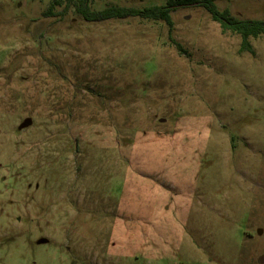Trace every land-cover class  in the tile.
Returning <instances> with one entry per match:
<instances>
[{
  "label": "rangeland",
  "instance_id": "374dc122",
  "mask_svg": "<svg viewBox=\"0 0 264 264\" xmlns=\"http://www.w3.org/2000/svg\"><path fill=\"white\" fill-rule=\"evenodd\" d=\"M52 1L0 0V264H264V36Z\"/></svg>",
  "mask_w": 264,
  "mask_h": 264
},
{
  "label": "trees",
  "instance_id": "16d2710c",
  "mask_svg": "<svg viewBox=\"0 0 264 264\" xmlns=\"http://www.w3.org/2000/svg\"><path fill=\"white\" fill-rule=\"evenodd\" d=\"M93 0H53L45 14L56 16L65 15L70 9L83 18L86 22L96 23L111 19H128L139 17L146 20L163 21L172 31L174 21L172 13L180 6H199L204 8L218 22L223 32H231L241 37L240 52L255 54L251 38L264 36V19L239 18L229 8L220 9L216 0H167L166 4L151 5L144 8L119 6L109 4L102 9L92 7ZM64 5L62 11H56L57 6ZM182 50L180 44L176 43Z\"/></svg>",
  "mask_w": 264,
  "mask_h": 264
},
{
  "label": "water",
  "instance_id": "95a60500",
  "mask_svg": "<svg viewBox=\"0 0 264 264\" xmlns=\"http://www.w3.org/2000/svg\"><path fill=\"white\" fill-rule=\"evenodd\" d=\"M264 261V256L260 257V262L262 263Z\"/></svg>",
  "mask_w": 264,
  "mask_h": 264
}]
</instances>
